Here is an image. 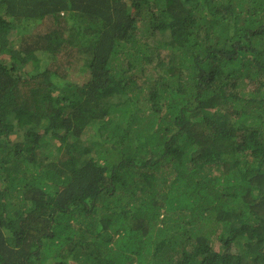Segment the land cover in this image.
<instances>
[{
  "label": "trees",
  "instance_id": "16d2710c",
  "mask_svg": "<svg viewBox=\"0 0 264 264\" xmlns=\"http://www.w3.org/2000/svg\"><path fill=\"white\" fill-rule=\"evenodd\" d=\"M0 264H264V0H0Z\"/></svg>",
  "mask_w": 264,
  "mask_h": 264
},
{
  "label": "rangeland",
  "instance_id": "374dc122",
  "mask_svg": "<svg viewBox=\"0 0 264 264\" xmlns=\"http://www.w3.org/2000/svg\"><path fill=\"white\" fill-rule=\"evenodd\" d=\"M30 27H32V29H34L35 28V25L33 24V25H29ZM28 26V27H29ZM148 68H149V65H148ZM87 74H84V73H82V74H77V76H74V77H72V82H79V81H82L83 82V79H86L87 77ZM81 83V82H80ZM258 86L259 85H257V84H251V83H249L246 87L248 88V90H256L257 88H258ZM237 248L238 247H236V246H234L233 247V250H237Z\"/></svg>",
  "mask_w": 264,
  "mask_h": 264
}]
</instances>
